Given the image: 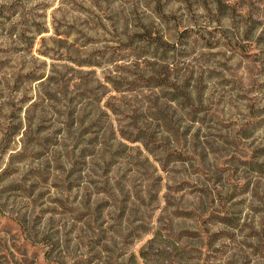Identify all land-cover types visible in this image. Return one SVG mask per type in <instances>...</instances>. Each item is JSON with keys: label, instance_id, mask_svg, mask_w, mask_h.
<instances>
[{"label": "rangeland", "instance_id": "1", "mask_svg": "<svg viewBox=\"0 0 264 264\" xmlns=\"http://www.w3.org/2000/svg\"><path fill=\"white\" fill-rule=\"evenodd\" d=\"M160 8L174 20L161 21ZM156 31L173 44L192 31L173 67L180 85L203 93L201 114L170 103L165 87L120 95L102 87L111 73L131 81L144 59L156 62L127 50ZM153 115L163 121L147 120ZM256 117L264 121V0H0V174L10 168L6 184L30 187L0 201V264H53L11 215L53 236L69 263L135 255L141 264L160 233L189 264H229L236 242H208L199 219L181 216L219 210L232 193L230 213L245 227L238 239L264 229V125L253 131ZM93 123L98 135H87ZM141 127L164 153L147 138H121ZM85 148L95 154L84 160ZM169 150L188 158L165 169ZM78 157L85 162L75 164ZM134 230L141 236L126 240Z\"/></svg>", "mask_w": 264, "mask_h": 264}, {"label": "trees", "instance_id": "2", "mask_svg": "<svg viewBox=\"0 0 264 264\" xmlns=\"http://www.w3.org/2000/svg\"><path fill=\"white\" fill-rule=\"evenodd\" d=\"M158 14L159 18L164 23H169L170 21L174 20L173 17L164 14L162 8L159 9ZM191 33L192 31H181L178 38V43L180 46L177 45L178 43L173 44L165 40L164 35H161L157 31L155 33H150L148 36H146V38L136 39L138 45H131L127 49L130 53H134L140 59L148 57L154 58L156 60L155 63H151L149 59H144V61L147 62L146 66L156 65L158 64V60H162L163 62L166 61V65H161L159 66L158 70L153 69L152 72L146 71L145 66L144 69L139 71L140 74H128L131 76H128V79L133 78L131 79V81L127 79H121V77H119L118 75L113 76V74L111 73L109 76L107 75L105 77L106 81H104L105 83L102 87L105 90L109 89L112 93H116L118 95H120L122 92H135L139 87L145 89H162L163 87H165L167 89L173 90V96L169 99L170 103H175L181 100L182 104L187 109L192 111L195 116L201 114V111L198 110L195 104L197 101L200 105H202L203 93L197 92V96L194 97V93L192 92V88L194 89V87H192L189 81L186 84L180 85L178 79L175 80V78L178 77H175L176 69L173 67V59L179 52V48L185 45L184 42H186L191 37ZM88 66L92 67L94 66V63H89ZM98 102H101V98L98 99ZM107 108L111 110V112L116 116L122 115L123 110L120 105L109 102ZM152 118L156 121H163V118H157L154 115L151 118H147V120L152 121ZM255 120L251 121V123L254 125L253 131L262 128V126L264 125L263 119L256 117ZM251 123H249V126L251 125ZM94 126H96L95 123H93L90 128L85 131L87 135H98L94 130H92ZM15 134L16 133H14V136ZM121 138L129 142H140L144 141L147 138V147L151 146L153 152L164 153L163 151H161L160 146H157V140L148 131V129H144L142 127L137 128L136 134L121 131ZM244 138H250V135L245 133ZM96 139H98V137ZM79 154V156H82V158L85 160L90 156H93L95 154V151H92L89 148H85L83 150H80ZM263 157L264 155L259 156V158ZM187 158L188 155L184 152L169 150L167 151V155H165L163 159V167L166 169L170 167L172 163L184 162ZM27 159L28 157H25L23 159L17 158L16 163H24ZM113 159L114 157H111L110 161L107 164L108 167H111L113 165ZM82 162L85 161H82V159L78 157L75 161V164H79ZM10 170L11 169L9 168V170L5 171L3 174H0V201L6 195L8 196V194L14 192L25 194L30 188L20 182L6 184L7 180L9 179V177H6V174ZM246 192L247 189H243L242 194H245ZM232 196V193H230L226 196L225 199H223V202L221 203L222 207L219 210H212L210 213L204 215H201L195 211H185V215H182L181 217H194L196 219H199V229L201 228L200 231L205 233L208 242L217 238H225L236 242V247L233 254L231 255L229 264H264V229H252L251 231H249V233L242 236V240L238 239V234H243L245 231V227L241 225L240 219L232 216V213H230L231 207L229 208L228 204L231 202ZM0 215L7 216L1 204ZM9 217V219L17 225L21 236L25 241L33 246H41L44 248V258L47 262L53 264H75L69 263L67 260L59 259L57 253L59 242H57L53 236H51L50 234L41 233L36 229V227H31L28 224L27 220H22L17 215H11ZM220 226H223L224 228L217 229V227ZM212 229L217 230L212 233ZM190 234L194 235V237L192 236L193 238H196L197 235H201V232L192 231L190 232ZM129 236L140 237L141 235H139V233H135L134 230L129 232V235L126 236V240L129 238ZM148 248L150 249L149 251H141L140 253L139 259L142 261L141 264H165L167 262H169L170 264H189L184 250L179 249L175 241H171V239L161 236L160 233H156L154 237L149 240ZM112 264L140 263L137 256L130 255L127 259L119 262L115 261Z\"/></svg>", "mask_w": 264, "mask_h": 264}]
</instances>
